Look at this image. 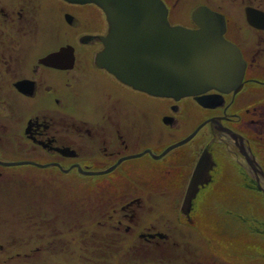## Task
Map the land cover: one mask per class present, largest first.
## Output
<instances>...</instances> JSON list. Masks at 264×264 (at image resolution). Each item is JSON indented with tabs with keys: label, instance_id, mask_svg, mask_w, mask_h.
I'll use <instances>...</instances> for the list:
<instances>
[{
	"label": "flooded vegetation",
	"instance_id": "af4514ba",
	"mask_svg": "<svg viewBox=\"0 0 264 264\" xmlns=\"http://www.w3.org/2000/svg\"><path fill=\"white\" fill-rule=\"evenodd\" d=\"M162 1L167 7L171 26L198 29L192 13L199 6L223 16L224 38L239 48L245 62L243 85L239 92L209 90L197 96L175 99L154 97L138 91L95 62L104 46L102 38L108 32L106 15L96 4L67 0H0V161H10L5 159L8 158L5 155L40 153L41 162H58L63 169L79 165L90 171L89 167H82L78 162L101 161L114 165L130 157L122 160L113 172L132 156L140 153L153 155L151 147L154 145L166 143V147L156 154L160 155L169 146L185 140L198 130L188 142L164 155L179 151L166 166L170 172L172 167H177L180 178L176 183L180 181L179 184H175L174 191L157 190L154 193L167 198L171 194L183 193L179 200L180 210L190 223L200 193L209 189L215 179L217 184V173L222 169L220 160L227 158L248 177L254 181L258 179L257 188L264 195L261 189L264 181L260 174L251 171L246 158V155L253 156L260 162L256 155L259 150L255 148L253 138L247 139L244 135V130L256 134V128L263 138L260 141L264 143V105L248 106L249 103H245L241 96V91L245 96L255 93L264 95V29L251 26L246 17L247 8L261 12L264 9L260 5L255 6V0L252 3L248 0L242 10H231L221 0H207L190 7L188 20L191 23L178 24L169 20V7L165 0ZM262 20L264 23V19L258 18L260 25H264ZM241 30L244 36L256 33L257 42L248 41L252 43L246 45L248 42L244 39L239 41L241 37L227 36L230 32L239 33ZM243 110L246 118H243ZM251 115L259 118L255 120V117H249ZM247 118L251 119L245 121ZM239 125L244 129L242 132ZM192 126L193 130L189 132ZM177 131L186 133L177 139ZM234 133L244 138L245 146L241 147L236 142ZM198 134L202 136L196 138ZM207 134H210L208 140ZM11 145L12 148H7ZM184 146H190L188 155L184 150L181 152ZM139 147L142 150L136 153ZM54 148H69L75 152V157L62 156ZM202 161L207 172L203 173L201 182L204 183V178L208 179V185L200 184L196 196L183 205L189 180ZM261 169L264 171L262 166ZM74 170L77 171L76 168ZM223 185L225 187L220 188L222 195L212 198L210 208H214L215 219L218 218L230 230L227 235L222 233L229 239L238 228L245 229L248 225H235L237 217L243 215L233 217L234 210L240 211L244 204L237 202L234 207V197L227 192L229 185L226 182ZM142 193L134 191L123 203L125 205L120 204L121 211H129L118 222L126 231L131 230V226L124 228L123 220L130 224L134 219V212L129 209L142 204ZM147 197L154 202L157 198L151 195L150 190ZM222 209L229 217H218L217 211ZM128 252L130 255L126 256H138L145 261H148L146 257L155 255L152 250Z\"/></svg>",
	"mask_w": 264,
	"mask_h": 264
},
{
	"label": "rangeland",
	"instance_id": "374dc122",
	"mask_svg": "<svg viewBox=\"0 0 264 264\" xmlns=\"http://www.w3.org/2000/svg\"><path fill=\"white\" fill-rule=\"evenodd\" d=\"M165 1L170 10L169 20L172 23L178 24L191 23L189 21L190 7L193 4L207 2V0ZM221 1L229 6L231 10H237L238 8L242 10L249 3L248 0ZM254 5L257 7L260 5L261 9H264V0H255ZM239 16L240 12L238 13ZM231 30H234V28ZM236 32H230L227 36L230 38L241 37L239 41L244 39V42H257L256 33H249L250 35L244 36L242 30L239 33ZM251 43L248 42L246 45ZM241 92L242 99L245 103H249L248 106L262 107L264 105V95L260 96V94L255 93L253 96L249 94L245 96L243 91ZM260 103L262 104L260 105ZM245 114L243 110V118H246ZM249 117L254 118L255 116L251 115ZM251 118H247L245 121ZM257 118L255 117L254 119L256 120ZM239 126L242 132L244 129L241 125ZM243 127L245 128L244 124ZM189 129L186 128L185 130ZM192 130L193 126L189 132ZM197 131L192 134L195 135ZM254 131L256 134L251 130H244V135L247 139L253 138L255 141V148L259 150L256 151V155L260 162H257L260 169L262 166L264 170V143L260 141H263V138L259 136L258 129L255 128ZM185 133L184 131H177V139H180ZM176 134L175 136L173 135L174 138H176ZM234 134L236 142L241 147L245 146L244 138L237 133ZM208 135L210 136V134H207L206 140H208ZM201 136L202 134H198L196 138H200ZM6 138L10 140V138ZM12 146H7V148H12ZM190 146H184L181 152L184 150L186 155H188L187 153L191 152ZM164 147H166V143L159 146L154 145L151 147L153 155L144 154L140 157H132V159L121 163L115 171L96 176L81 175L77 167L79 165L61 169L60 164L57 165L58 162L53 163L56 166L52 167L58 168L60 172L66 175V177L61 179V183L67 189L70 185L69 183H63L66 182L65 180L80 181L85 188V192L83 190V192H80V196L82 197H77L65 191L67 201L81 200L86 201V204L89 202L93 206V208L88 207L87 209H83V215L85 213L88 215L86 218L80 219V222H77L72 217L73 220L68 223L69 225L63 220V217H59L55 222L56 226L49 227L40 221L42 220V210L34 209V206L38 208L42 206L45 210L51 209V206H53L52 201L54 196L50 192L53 193L54 191H51L50 187L46 188L47 184H42L44 186L42 187L43 192L37 191L36 193L31 187L34 184L29 183L28 177L37 174L36 169L40 170L41 168L33 165L7 167L9 171L21 170L24 176L21 175L20 178L16 176V172L11 173L7 172L8 170H0V204L4 205L0 207V218L8 220L6 223L0 221V264H264V195L261 192L262 190L257 192V187L259 186L257 181L248 177L243 171L241 172L236 163L234 164L227 158L220 160L222 169L217 173V184L215 179L209 189L200 193L198 206L192 213L193 220L189 223L185 220L180 210L181 202L179 200L183 193L171 194L167 198L160 193L153 192L157 190L174 191L175 184H179L180 182L176 183L180 178L178 177L176 166L172 167V172L166 170L168 162L174 160V155L178 154V150L170 152L161 158H155L159 156L156 154H159ZM65 149H68L67 153L70 152L71 156L75 157V152L69 148ZM141 150L142 148L139 147L136 153L141 152ZM5 156L8 157L5 159L10 160L9 162H29V159L34 163L47 164V162L41 163L40 153L32 155L24 153L21 155L18 153V155ZM78 163L82 167L90 168V171H87L79 166L84 172H103L104 169L112 165L110 162L101 161H79ZM75 168L77 171L74 170ZM65 170H67V173L64 172ZM222 172L224 173L222 174ZM262 172L264 173V171ZM13 176L17 177L15 184L7 185V182L12 181L10 177ZM206 180L208 179L204 178V183L201 182V184H207L208 181ZM225 182L229 185L227 192L229 191L234 197V207L237 202L244 204L240 211L234 210L233 217L239 214L243 215L237 217L238 220L235 225L239 223L245 224V227L248 225L245 229L238 228L234 232V236H229V239L223 236L222 233L227 235V233H230V230L221 224L218 218L215 219L216 213L213 211L214 208H210L212 198L222 195L220 188L225 187L223 185ZM261 186V189L264 190V185L261 184ZM54 187L59 189V191L53 194L64 193V187L60 185H55ZM188 187L189 184L187 189ZM187 189L185 190V195ZM149 190L151 195L157 197L155 202L154 199L148 200V197L146 198ZM134 191L143 192L141 195L144 200L142 199L141 205L130 207L129 210L133 211L135 215L130 224L123 220L122 226L125 228L126 225H129L131 226V230L126 231V229L119 230L120 228H117L118 230L114 232L113 229L115 228L112 226L119 225L121 227L118 223L121 220L120 218L123 217V214L129 213L128 210L121 211L122 209L120 208V210L118 207H120V204L122 205L128 201L130 193ZM34 193L36 194L33 195ZM37 194H40L39 197ZM46 194L53 199L46 197ZM70 195L74 196L70 197ZM49 201L52 203H48ZM11 204H19L23 208L24 206L22 205L25 204L27 207L24 209L27 211L30 209L29 212L34 215V224H32L33 221L31 219L28 220L26 211L17 207L18 205L13 206V210H9L7 206L10 207ZM99 206L101 209H97ZM113 207L116 210H113ZM217 212L219 218H223L224 216L229 217V215H226L224 209ZM90 213L101 217L100 219L103 221V224L98 226L96 221L89 220ZM44 218L47 220V217ZM52 221H54L53 214L51 216ZM91 231L93 234L90 233ZM98 233L100 234L99 239L97 237ZM92 236L97 239H93ZM148 239H153V241L151 242ZM128 250H152L155 255L146 257L148 261H145L138 256H126L130 255ZM139 255L143 256L144 254ZM238 257H241V259Z\"/></svg>",
	"mask_w": 264,
	"mask_h": 264
},
{
	"label": "water",
	"instance_id": "95a60500",
	"mask_svg": "<svg viewBox=\"0 0 264 264\" xmlns=\"http://www.w3.org/2000/svg\"><path fill=\"white\" fill-rule=\"evenodd\" d=\"M67 1L94 3L104 11L108 32L102 38L104 46L96 56V64L138 91L155 97L180 99L215 89L222 93H237L242 88L245 62L240 50L224 38L223 16L206 7L195 9L192 19L198 29L189 30L169 24L168 10L162 0ZM246 17L252 26L264 28V25L258 23L259 17L264 19V12L247 8ZM63 52L58 53V56ZM192 137L193 135L169 146L155 158H161ZM54 150L64 156H71L70 152L67 153L68 149ZM143 154L132 157H140ZM249 157L246 155L251 171L260 174L264 181V173L258 162L253 156ZM127 158L130 157L124 159ZM122 160L103 172H84L76 166L81 175L96 176L111 172ZM202 163L203 161L198 163L191 177L183 205L196 195L202 175L207 172ZM0 165H33L45 169L55 164L0 161ZM64 172L67 173V170Z\"/></svg>",
	"mask_w": 264,
	"mask_h": 264
},
{
	"label": "trees",
	"instance_id": "16d2710c",
	"mask_svg": "<svg viewBox=\"0 0 264 264\" xmlns=\"http://www.w3.org/2000/svg\"><path fill=\"white\" fill-rule=\"evenodd\" d=\"M41 163H45V162H41ZM29 168H33V167H29ZM0 170H3V171L4 170L5 171L8 170L7 172H11V173H15L16 172L17 173L16 176L18 178H20V176L22 175V171L21 170H18V171H11L10 170L9 171L8 168H1V167H0ZM36 170H37V174H35L32 177H28L29 181H30L29 183H32L34 185H36V183H37L36 186H34V185L31 186L29 184L36 191V193H37V191H40V193H41L42 187H44V186H42V184H47L46 188L50 187L51 191H54V192H58L59 191V189H56L54 187L55 185H60V186L64 187L63 188L64 193L53 194L54 192L53 193L50 192L54 196V199L49 197L47 195L48 193L45 195L46 197L53 199V201H52L53 202V206H51V209L48 208V209L45 210V209L42 208V206H41V208H38V207L34 206V209L42 210L41 212H43L42 213V220H40L41 222H44V224H47L49 227H51V226L54 227V226H56L55 222L58 220L59 217H63V220H65L67 225H69L68 223L71 220H73L72 217L75 219V221L80 222V219H84V218H86V216H88L87 213H85L83 215V209L84 208L87 209L88 207L93 208V206H91L89 202H88V204H86V201H81V200L80 201H71V200L67 201V198L65 197L66 196L65 195V191L67 193H69V194H74L77 197H82V196H80L81 195L80 192L82 190L85 192V188L82 186V183L80 181L74 182V181H71V180H65L66 182H63V183H69V185H70L69 188L67 189L65 187V185H63L61 183V179L66 177V175L63 174L62 172H60L58 170V168L50 167V168H45V169H40V170L36 169ZM55 170H56V172H55ZM22 176H24V175H22ZM17 177H14V176L10 177L12 181H10L9 183L7 182V185L8 184H9V186H10V184L14 185ZM24 178H26V177H24ZM69 178H71V177H69ZM57 180H59V181H57ZM65 188H66V190H65ZM257 192H260L259 189H258ZM36 193H34L33 195H35ZM39 195H38V197H39ZM74 195H70V197H73ZM23 201L26 203V201L24 199H23ZM52 202L49 201L48 203H52ZM3 206H4L3 204L2 205L0 204V207H3ZM13 206H17V207L22 208V209L27 207L25 204L22 205V206H24V208L21 207L19 204H11L10 207L7 206V208L9 210H13L12 209ZM97 209H101L100 206L97 207ZM24 210L26 211V215L28 216V220L31 219L33 221L32 224H34V219L35 218H34V215L31 212H29L30 209H29V211H27L26 209H24ZM113 210H116V208L113 207ZM52 214H53L54 221L51 222ZM43 216L47 217V220ZM10 217H12V216H10ZM64 218H66V219H64ZM100 218L101 217H98V215H95V214L93 215L92 213H90V215H89V220L96 221V224L98 226L103 224V221ZM0 221H3V223L8 222V220H6V219L3 220V218H0ZM63 224H65V223H63ZM112 227L115 228V229H113L114 232H116L115 230H118L117 228H120L119 230H122V228L119 227V225L118 226H112ZM90 233L93 234L92 231ZM97 237H98V239L100 238V234L99 233H98ZM92 238L93 239H97V238H95L93 236H92Z\"/></svg>",
	"mask_w": 264,
	"mask_h": 264
}]
</instances>
